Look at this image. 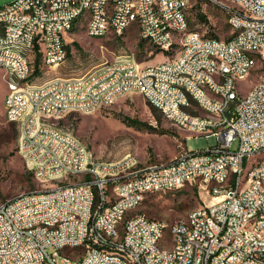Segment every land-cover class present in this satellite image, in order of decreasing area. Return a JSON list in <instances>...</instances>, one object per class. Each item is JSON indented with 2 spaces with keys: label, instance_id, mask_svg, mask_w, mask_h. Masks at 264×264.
Segmentation results:
<instances>
[{
  "label": "built area",
  "instance_id": "obj_1",
  "mask_svg": "<svg viewBox=\"0 0 264 264\" xmlns=\"http://www.w3.org/2000/svg\"><path fill=\"white\" fill-rule=\"evenodd\" d=\"M242 8L230 10V18L235 26V41L215 37L210 43L196 41V33H186L184 19H180V3L186 0H163L159 7H148V0H17L11 14L0 15V67L9 64L14 67L13 95L18 99V109L8 108L5 116L19 126L21 119H29V126L38 116H22L21 106L31 104L24 100L18 72L28 71L18 53L8 51L11 39H31L38 45L43 62L48 67L59 64L60 40H66L68 17L72 11L87 16L88 7H95L94 21H88L87 29L103 37V20L116 19L118 35L125 22V11L143 7L150 12L147 19V37H143L159 48L169 52V31L178 29L183 37H190V49L185 53H175L170 66L136 65L109 61L119 66L114 79H123L120 91H105L94 87V97L76 98L73 91V77L53 76L47 78L42 111L54 113L57 108L72 110L80 103H91L96 111L105 105V100L116 94L140 93L151 104H162L166 111L192 122L199 128L210 125L217 142L203 150H183L171 161L141 164L129 154L116 160L115 166H107V160L91 162L88 147L68 132V138H75L83 146L84 160L80 175H73V169L65 165L63 152L50 140V136L37 138L20 130L19 138H25V146L33 149L60 151L55 160L53 175L57 168H65L67 179L61 180L56 191H32L17 195L2 202L0 208V264H126L119 261L117 250L129 254L133 264H264V166L254 170L252 181L246 182L244 195L234 191L235 177L230 190L222 191V175L230 168L240 167L247 157L260 156L264 152V82L260 90H254L239 105L231 108L227 123H219L223 99L237 98L240 86L239 75L242 68L252 58L244 57V48L261 51L264 58V0H241ZM121 2L122 12L113 10V3ZM9 4V3H7ZM22 6L34 7V16L18 19L15 9ZM157 12H166L169 24L157 19ZM135 18V25L137 16ZM242 21H251L253 31L242 28ZM213 51H221L233 59L236 76H228L226 81L210 78L214 68ZM68 56V53H67ZM222 68H225L222 64ZM182 69L197 71V79L180 78ZM262 71V69H255ZM108 72V71H107ZM105 73V72H103ZM254 73V72H252ZM87 77L83 84H90ZM49 83H57L56 91H48ZM176 84L189 85L204 101L202 111H210V119L185 117V97L176 91ZM47 124V123H45ZM51 126V131L58 130ZM25 146H18L19 152ZM74 156L75 153H74ZM31 161H34L31 158ZM32 174L45 175V165L29 168ZM98 164H105V172H98ZM52 175H50V181ZM179 182L193 184L199 182L204 190L203 209H192L184 217L173 222L149 218L145 214H132V202H143L151 192L179 189ZM110 183H118L120 198L109 197ZM100 198H108L107 206H99ZM262 212L259 223L242 228L245 214ZM132 214V215H131ZM170 233H184V241L178 246L157 248V239ZM52 248V251L50 249ZM83 248V252L80 249ZM76 260V262H73Z\"/></svg>",
  "mask_w": 264,
  "mask_h": 264
},
{
  "label": "rangeland",
  "instance_id": "obj_2",
  "mask_svg": "<svg viewBox=\"0 0 264 264\" xmlns=\"http://www.w3.org/2000/svg\"><path fill=\"white\" fill-rule=\"evenodd\" d=\"M12 1L0 0V6ZM232 7L234 4L228 0H191L187 10L190 25L186 33L199 31L205 37L232 38L235 33L229 21ZM86 26V22H79L75 29L66 35L67 53H69L56 67L46 66L41 58L39 72L35 73L38 58L37 49L33 50L29 56L30 68L33 72L23 85L39 84L53 76L83 75L99 64L114 61L121 55H128L145 67L168 62L175 53L182 52L180 46H174L169 50V54L162 52L151 42L143 39L138 23L130 25L122 35L114 34L110 29L103 37L88 34ZM262 67V64H259L256 69ZM252 72L246 78L239 80L238 89L243 95L249 93L261 79V72ZM7 86L6 71L1 68L0 203L7 202L22 193L45 189L58 182L53 179L38 180L29 171L25 158L18 150L22 120L19 130L17 123L8 121L5 116L3 103L5 99L7 106L10 93L9 88L7 91ZM52 122L77 137L95 158L107 161L118 160L126 154H131L136 155L143 165L164 163L173 160L183 150L184 145L189 150L198 151L217 142L213 135L195 134L179 129L163 115L161 110L158 114L154 113L147 99L137 92L127 94L94 112L73 111L60 118L53 117ZM253 159H264V153ZM29 168L33 167L29 165ZM205 198V192L199 182L187 186L185 184L179 189L148 193L132 214H145L149 218L164 219L171 223L186 216L193 208L202 207ZM166 235H170V229L166 231ZM83 250L80 249L82 252Z\"/></svg>",
  "mask_w": 264,
  "mask_h": 264
},
{
  "label": "bare ground",
  "instance_id": "obj_3",
  "mask_svg": "<svg viewBox=\"0 0 264 264\" xmlns=\"http://www.w3.org/2000/svg\"><path fill=\"white\" fill-rule=\"evenodd\" d=\"M112 1V0H105ZM234 4L231 10H238L242 8L241 0H228ZM163 0H148V7H159L161 6ZM44 3H52V0H44ZM191 0H186V2L180 3V19H184V25L186 29L189 28V20L187 15V10ZM12 6H17V0H13L4 6H0V15L11 14ZM113 10L115 12H122L121 2L113 3ZM137 16L136 23L140 25L142 35L147 37V19H150V12H146L143 7H134L131 9H126L125 11V22L119 30V35H122L127 31L130 25L135 24V18ZM15 16L18 19H28L34 16V7L22 6L15 9ZM95 18V7H88L87 16H82L79 11H72L68 17L67 34L72 32L79 22L94 21ZM157 19L162 24H169V17H167L166 12H157ZM230 24L232 28L235 29L233 19L230 18ZM242 28L246 31H253V23L251 21H242ZM112 30L114 34L118 35V26H116V19L103 20V36L108 34L109 30ZM88 34L93 36H98L93 30L87 29ZM197 31H188L187 33H195ZM178 29H170L169 31V50L174 46H180L182 52H188L190 49V37H183ZM215 39L212 36H204L199 32L196 33V41L199 43H210ZM226 41H235V34L230 39ZM38 45L33 43L31 39H11L8 43V51L18 53L23 59L26 69L31 71L30 68V53L37 49ZM39 49V48H38ZM67 56V43L66 40H60V52H59V64L66 59ZM244 57L252 58V62L247 63V68H242L239 80L246 78V76L255 71L259 64H262L261 79L256 83L255 87L246 95H243L237 91V98L223 99L221 104V112L219 114V123H227V116L231 115V108L239 105V100H245L246 96L250 95L254 90L261 89V83L264 82V58L261 51H255V48H244ZM214 68L217 71H210V78H216V81H226L228 76H236V69L233 68V59L228 55H221V51H213ZM117 63H125V55H121L116 59ZM222 64L225 68H222ZM136 61L126 55V66H134ZM158 66H170V61L157 64ZM6 71V80L10 93L7 98V107L11 109H18V99L13 95L12 84L9 81L11 77H14V67L9 66V64H2L1 67ZM108 71V72H107ZM105 72V73H103ZM119 73V66L116 64H111L109 61L99 64L95 69L79 76H73V91L76 93V98H84V93L86 97H94V87L98 89H105V91H120L123 87V79H114L113 75ZM30 73L18 72L17 80L21 81V90L24 93V100L31 102V104H24L21 106L22 116H30L31 114L38 116L40 122H36L29 126V119H23L21 124V130H27V134H35L37 132V138H45V136H50V140H54V144L63 152V157H65V165H69V169H73V175H80L81 173V163L79 160H84V150L80 143L75 141V138H68V132L63 130L61 127L57 126L52 122L53 117L60 118L64 114L81 111L90 113L91 103H80V106H74L72 110H67L64 108H57L54 113H47V111H42L45 107V100H38V95H44V88H37V93L35 90H31L33 87H46L47 79L39 84H26L23 85L25 80L28 78ZM87 77L94 80H90V84H83V81ZM180 78L187 79H197V71L191 69H182L180 71ZM57 83H49L48 91H56ZM176 91H180L182 96L185 97V103L187 106L185 108V117L194 119H210V111H202L199 108H204V101L197 96L196 91L190 88L189 85L176 84ZM125 96V94H116L112 98L105 100V105L114 103L119 98ZM157 107L163 115L172 121L175 125L190 131L195 134H210L211 126L202 125L200 128L197 125H192V122L186 121L184 118L178 117L175 114H170L166 111V106L162 104H152ZM47 123V124H45ZM54 125L58 130L51 131V126ZM72 135V134H71ZM188 136V135H187ZM18 146H25V138H19ZM60 151L58 150H47V149H33L32 146H25V150L21 152L26 161H29V165L33 168H37V165H45V175H40V179L50 180V175L54 181H58L56 184L46 187L45 189L35 190V191H56L60 188L61 180L67 179V172L65 168H57L56 175H53V167H55V160L60 158ZM74 153L76 156H74ZM261 152L260 154H263ZM88 155H90L91 162L100 163V160L95 158L88 149ZM131 155V154H129ZM135 160H139L135 155H131ZM33 158L34 161H31ZM255 156L247 157L240 167V173L237 174V168H230L229 171H224L222 175V191H229L232 177H235L234 191L237 195H244V189L246 182L252 181V173L254 170H260L261 166H264V159L255 160ZM253 160V161H252ZM252 161V162H250ZM116 160L107 161V166H115ZM98 172H105V164H98ZM38 178V174H34ZM51 179V180H52ZM186 182H179V188L185 185ZM109 197L120 198V191L118 190V183H110ZM142 202H132L131 210H134ZM108 198H100L99 206H107ZM0 208H2V203H0ZM194 209H203L202 207H196ZM262 219V212H253L252 214H245L242 219V228H249L253 223H259ZM184 241V233H170L169 236H161V239H157V248H165V244L169 246H178ZM117 257L119 261L126 262V264H133V261H129V254H124V250H117ZM172 264H179V260H172Z\"/></svg>",
  "mask_w": 264,
  "mask_h": 264
},
{
  "label": "trees",
  "instance_id": "obj_4",
  "mask_svg": "<svg viewBox=\"0 0 264 264\" xmlns=\"http://www.w3.org/2000/svg\"><path fill=\"white\" fill-rule=\"evenodd\" d=\"M144 40H147V39H145V38H143ZM37 67H36V69L34 70V72L35 73H37V72H39V61H40V59L42 58V56H41V53L39 52V50H38V47H37ZM69 53V52H68ZM150 106H151V108H152V110H153V112L154 113H156V114H158L159 113V109L157 108V107H155L154 105H152L151 103H150Z\"/></svg>",
  "mask_w": 264,
  "mask_h": 264
},
{
  "label": "crops",
  "instance_id": "obj_5",
  "mask_svg": "<svg viewBox=\"0 0 264 264\" xmlns=\"http://www.w3.org/2000/svg\"><path fill=\"white\" fill-rule=\"evenodd\" d=\"M0 70H1V68H0ZM3 70V69H2ZM7 91H8V86H7ZM8 93V92H7ZM7 93H6V95H7ZM5 98H6V96H5ZM3 104H5V99H4V103ZM21 120H23V119H21ZM170 121V120H169ZM173 123V122H172ZM174 124V123H173ZM175 125V124H174ZM175 126H177V125H175ZM178 127V126H177ZM179 129H181V130H183V131H187V130H185V129H183V128H180V127H178ZM136 156V155H135ZM137 157V156H136ZM138 158V157H137Z\"/></svg>",
  "mask_w": 264,
  "mask_h": 264
}]
</instances>
